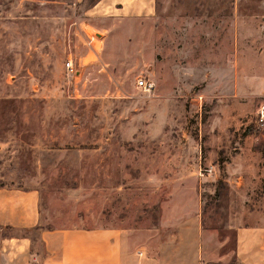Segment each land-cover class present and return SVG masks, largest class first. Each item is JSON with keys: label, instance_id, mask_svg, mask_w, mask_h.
Masks as SVG:
<instances>
[{"label": "rangeland", "instance_id": "1", "mask_svg": "<svg viewBox=\"0 0 264 264\" xmlns=\"http://www.w3.org/2000/svg\"><path fill=\"white\" fill-rule=\"evenodd\" d=\"M95 1L0 0V185L38 189L47 225L141 219L148 245L168 237L161 202L194 186L231 248L264 222V0L126 18ZM27 232L0 226V264Z\"/></svg>", "mask_w": 264, "mask_h": 264}, {"label": "crops", "instance_id": "2", "mask_svg": "<svg viewBox=\"0 0 264 264\" xmlns=\"http://www.w3.org/2000/svg\"><path fill=\"white\" fill-rule=\"evenodd\" d=\"M86 9L118 18L149 15L154 0H97ZM186 193L184 185L161 202L165 212L159 225L168 237L148 245L142 236L150 230L141 219L47 225L42 223L38 189L0 185V226L28 230L6 237L2 264H264V222L237 226L232 247L224 249L225 240L214 239L213 230L203 226L196 188ZM185 199L189 204L182 206Z\"/></svg>", "mask_w": 264, "mask_h": 264}, {"label": "built area", "instance_id": "3", "mask_svg": "<svg viewBox=\"0 0 264 264\" xmlns=\"http://www.w3.org/2000/svg\"><path fill=\"white\" fill-rule=\"evenodd\" d=\"M65 65H66V68L72 70L73 65H72V61H71L70 59H68V60L66 61ZM138 83L147 86V83H148V82H147L144 78H139ZM211 169H212L211 167H208V168H205V171H211Z\"/></svg>", "mask_w": 264, "mask_h": 264}]
</instances>
